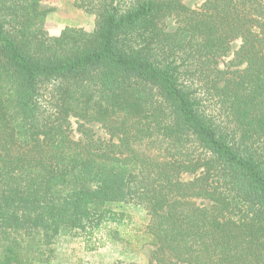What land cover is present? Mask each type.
Segmentation results:
<instances>
[{"label":"trees","instance_id":"obj_1","mask_svg":"<svg viewBox=\"0 0 264 264\" xmlns=\"http://www.w3.org/2000/svg\"><path fill=\"white\" fill-rule=\"evenodd\" d=\"M42 2L0 0V264H54L66 229L145 264H264V0H76L95 27L58 36Z\"/></svg>","mask_w":264,"mask_h":264},{"label":"rangeland","instance_id":"obj_2","mask_svg":"<svg viewBox=\"0 0 264 264\" xmlns=\"http://www.w3.org/2000/svg\"><path fill=\"white\" fill-rule=\"evenodd\" d=\"M76 0H43L41 8L43 10H51L47 16V29L51 36L60 35L61 31L66 27L84 28L92 31L95 27V15L88 14L75 6ZM204 0H185V3L194 8L202 4ZM170 29L175 28V22L169 21ZM241 42L233 43L232 51L229 56L221 59L219 67L226 69L234 52L238 50ZM83 123L80 120L72 119V135L76 139L83 138V134L79 131V125ZM86 126L92 129L96 137L105 141L109 140V135L99 123H86ZM84 139V138H83ZM194 178L193 174H186L183 180L190 181ZM117 211L126 212L134 226L143 227L148 222V216L142 207L131 204H115L112 205ZM54 247L57 250V259L54 264H127L139 263L145 264L149 256L148 249L139 251H127L121 246L111 245L96 251L87 252L84 249L82 239L69 229L56 239Z\"/></svg>","mask_w":264,"mask_h":264}]
</instances>
